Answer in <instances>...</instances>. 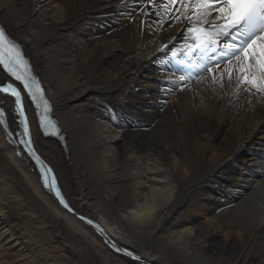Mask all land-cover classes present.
Returning <instances> with one entry per match:
<instances>
[{
	"label": "bare ground",
	"instance_id": "1",
	"mask_svg": "<svg viewBox=\"0 0 264 264\" xmlns=\"http://www.w3.org/2000/svg\"><path fill=\"white\" fill-rule=\"evenodd\" d=\"M120 1L0 0V21L31 59L64 133L63 143L45 139L33 123L37 149L75 211L142 258L264 264V175L252 191L204 206L235 180L234 159L240 166L251 160L244 145L264 142V97L207 83L166 93L155 84L164 70L159 48L181 40L183 26L165 21L152 31L160 18L146 4L119 20ZM103 103L137 122H121ZM107 120L119 128L112 131ZM9 125L15 127L11 118ZM4 138L0 129V264L24 255L29 264H137L60 209ZM184 197L202 219L181 218Z\"/></svg>",
	"mask_w": 264,
	"mask_h": 264
},
{
	"label": "snow or ice",
	"instance_id": "2",
	"mask_svg": "<svg viewBox=\"0 0 264 264\" xmlns=\"http://www.w3.org/2000/svg\"><path fill=\"white\" fill-rule=\"evenodd\" d=\"M147 5H151L155 15L160 18L153 23L163 27L165 21H170L183 26L181 46L163 45L161 48L162 53H170L176 63L189 70L178 76L175 72L171 73V90H190V82L196 79L198 83L209 84L213 90L226 87H234L237 91L243 89L250 100L264 97V0H146ZM144 14L148 15L147 12ZM0 66L23 85L20 90L12 83L0 86V93L14 98L15 113L19 116L18 126L22 128V132L17 133L21 136L19 142L36 161L44 187L54 193L65 209L72 212L58 187L53 170L36 155L33 148L22 91L35 105L39 127L44 134L58 136L60 130L52 116V106L20 46L2 27ZM0 126L8 135H12L3 108H0ZM80 219L84 220L85 217L81 216ZM112 247L137 264H145L133 251L118 248L115 244Z\"/></svg>",
	"mask_w": 264,
	"mask_h": 264
},
{
	"label": "rangeland",
	"instance_id": "3",
	"mask_svg": "<svg viewBox=\"0 0 264 264\" xmlns=\"http://www.w3.org/2000/svg\"><path fill=\"white\" fill-rule=\"evenodd\" d=\"M184 207H185V206H182L181 208L184 209ZM185 215H186V212H183V216H185ZM201 217H202V216H201ZM201 217H200V219H202Z\"/></svg>",
	"mask_w": 264,
	"mask_h": 264
}]
</instances>
